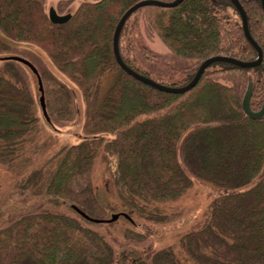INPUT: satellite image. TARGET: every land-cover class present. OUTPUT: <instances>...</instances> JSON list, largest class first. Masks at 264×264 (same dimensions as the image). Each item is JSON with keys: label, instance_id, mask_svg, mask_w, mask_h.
<instances>
[{"label": "trees", "instance_id": "16d2710c", "mask_svg": "<svg viewBox=\"0 0 264 264\" xmlns=\"http://www.w3.org/2000/svg\"><path fill=\"white\" fill-rule=\"evenodd\" d=\"M136 1H84L67 22L53 24L42 0H0L3 56L17 54L32 61L16 50H5L16 41L43 49L41 55L34 52L45 72L32 63L41 77L48 121L38 98L33 102L52 132L64 131L72 139L63 138L54 151L57 160L47 171L45 191L91 216H101L107 208L125 211L131 218H124L129 225L124 242L114 248L105 235L81 225L76 217L28 207L0 227V264H181L171 248H154L144 256L147 246L140 251L136 245L144 237L138 224L163 221L166 204L184 194L194 179L212 186L215 195L200 222L181 236L192 263L264 264V115L249 118L240 106L248 71L254 73L252 107L264 87L260 1L240 0L248 30L262 50L260 63L246 68L212 62L196 84L181 93L146 84L115 62L114 26ZM219 1L229 5L226 16L212 13L217 3L211 0L137 7L119 33L122 60L158 82L183 85L210 55L254 58L256 51L243 33L238 11L228 0ZM148 37H158L169 50H150ZM0 59L2 67L19 65L27 78L17 77L12 67L0 68V148L11 153L34 121L28 97L32 89L39 96V90L27 66ZM106 73L112 78L101 89ZM224 73L233 74L237 82L230 85L219 78ZM112 158L115 165L109 172ZM98 160L111 176L112 201H103L89 180L74 187L77 177L91 178Z\"/></svg>", "mask_w": 264, "mask_h": 264}, {"label": "rangeland", "instance_id": "374dc122", "mask_svg": "<svg viewBox=\"0 0 264 264\" xmlns=\"http://www.w3.org/2000/svg\"><path fill=\"white\" fill-rule=\"evenodd\" d=\"M42 1L44 9L49 1ZM83 2L84 0H55L54 4L56 5L58 12H62L66 8L76 5L75 3H79L80 6ZM228 10L230 12V8ZM233 17H236V15L234 14ZM146 40H149V37L146 38ZM151 40L147 41L148 46L150 45L156 49H165L160 44L159 41L161 40L158 39V37H153ZM16 42L9 45L5 50H16L24 56L30 57L31 60L36 63L38 68L45 72L43 69V60L35 54L36 52L41 55L40 52L43 49L36 44H28L22 41ZM0 51V53H2L4 50ZM156 51L166 52L167 50ZM3 55L4 53L0 54V58H2ZM3 67H12L14 68V72L16 71L17 77H20L22 80L27 79L24 78L22 69L19 65L8 64L6 66L5 64ZM3 67L0 66L1 69H4ZM249 72L254 76L253 71ZM249 72H247V74ZM219 76V78H222L230 85L237 82L235 80L236 77L233 76V74L224 73ZM28 77L31 78L30 80L32 84L35 82V85L36 81L34 80V76H31V72ZM111 78L112 73H106V75L102 76L103 80L101 89L106 88V86L110 84ZM245 78L246 77L243 78L242 91L245 84ZM263 95L264 87L258 105L253 108L259 107ZM37 98V91L34 92L32 89V93H30L28 100L29 109H32V115H34L35 118L30 124L29 132L26 134L21 145L16 146L17 149L13 146L14 149L10 150L11 153H8L6 148H0V227L3 224H6L7 220L13 217L14 214H19L28 207H35L39 210L56 211L67 216L76 217L81 225L105 235L107 237V242H110L112 247L116 248L117 244L119 245L121 242H124V230L129 226L126 224L127 222L124 221L125 217L120 216L122 218H119L116 222L109 223L108 225L92 221L87 222L80 216L79 218L77 212L74 211L73 208L71 209V203L69 201L56 199L45 191L47 171L50 167L55 165L57 160L54 151L58 144L63 141V138L67 139L69 137L64 134V131L55 134L47 125H45V123H43L41 114L35 104L36 102H33V100L35 101ZM28 116L30 117V114H28ZM71 132L72 134L76 132L74 127ZM69 140L72 139L69 138ZM114 165L115 161L112 158L110 159L111 167L109 172L113 171L112 169ZM105 166L106 165L103 164L102 160H98L94 165L91 178L86 175L77 177L74 187L79 189L87 180H89L92 182V185L96 187L98 193L102 196L103 201L105 198H109L110 201H112L110 196L111 190H108V188H111V176L110 174H107L108 170L105 169ZM214 195L215 193L212 186L203 181L194 179L184 194L166 204L167 208L165 209V213L167 215L163 221L156 223L149 221L139 223L138 227L142 229L144 237L136 242V245L139 247L140 251L144 249L145 245L147 246L146 248H148V250L144 256H149L154 248H171V250L178 256L181 264H193L187 255L188 253L182 248L181 236L200 222L204 210L209 203H211ZM112 212L116 211H110L106 208L101 211V216L97 217L107 218ZM20 264L35 263L25 260Z\"/></svg>", "mask_w": 264, "mask_h": 264}, {"label": "water", "instance_id": "95a60500", "mask_svg": "<svg viewBox=\"0 0 264 264\" xmlns=\"http://www.w3.org/2000/svg\"><path fill=\"white\" fill-rule=\"evenodd\" d=\"M49 2L46 4L44 7V13L46 18L54 24H60L67 22L72 15L75 13L77 7L79 6V3H75L76 5L72 7H68L62 12H58L56 5L54 4L55 0H48ZM57 1V0H56ZM181 0H171V1H163V0H138L134 4L130 5L118 18L114 29L112 33V52L113 56L115 59L116 64L127 74L130 76L146 83L149 84L159 90L166 91V92H184L191 87H193L196 82L198 81L199 77L205 70V68L211 64L212 62L215 61H225V62H230L233 63L237 66L240 67H246V68H252L256 65H258L262 59V50L260 45L254 40V38L251 36L248 27H247V17L244 8L242 7L241 3L239 0H230L231 3L234 5L236 10L238 11L240 20H241V26L243 33L245 37L248 39V41L251 43V45L254 47L256 51V56L250 60H242L235 58L233 56H229L226 54H214L206 57L201 61V63L198 65L195 73L193 76L190 78L189 81H187L183 85H167L161 82H158L151 77H148L146 75H143L139 73L138 71L134 70L130 66H128L121 58L119 54V49H118V38H119V33L120 30L123 26L124 21L126 20L127 16L137 7L144 6V5H159V6H173L176 5L180 2ZM261 7L264 12V0H259ZM162 46L164 44L159 41ZM3 58L6 59H14L17 60L24 65H26L36 76L37 79V84H38V90H39V96H38V101L40 105V109L42 111V115L45 118L46 121L49 120L46 107H45V101H44V90H43V85L41 81L40 74L35 67V65L27 58L22 57L20 55L16 54H10L7 56H4ZM249 72V71H248ZM254 88V76L249 72L246 76L245 84L243 87V91L240 97V106L241 110L244 113L245 116L249 118H261L264 115V95L261 100V103L258 108H253L250 104V98L253 92ZM71 208H73L78 214H80L83 218L92 221V222H97V223H105V222H112L116 220L119 216H123L127 219H131L128 213L125 211H117V212H112L111 215L107 218H102V217H96V216H91L88 213H86L84 210H82L80 207H78L75 204H70Z\"/></svg>", "mask_w": 264, "mask_h": 264}, {"label": "flooded vegetation", "instance_id": "af4514ba", "mask_svg": "<svg viewBox=\"0 0 264 264\" xmlns=\"http://www.w3.org/2000/svg\"><path fill=\"white\" fill-rule=\"evenodd\" d=\"M84 1H88L90 2L89 0H84ZM97 1V0H96ZM96 1H91V2H96ZM182 1V0H181ZM212 2H216L217 4H212L211 6V9H212V13H214L215 15H220V16H226L227 13L229 12L228 9H229V5L228 4H221L219 0H211ZM229 2H231L230 0H228ZM240 1V0H239ZM241 3V2H240ZM233 5V4H232ZM129 16V15H128ZM127 16V17H128ZM54 24V23H53ZM151 40V39H150ZM149 41V40H148ZM152 41V40H151ZM150 41V42H151ZM162 41V40H161ZM164 43V42H163ZM17 44V42H16ZM165 45V44H164ZM166 46V45H165ZM163 46L165 49H156L155 47L153 48L152 46H148V48L150 50H169L168 47L166 46ZM162 47V48H163ZM167 52V51H166ZM161 53H165V52H161Z\"/></svg>", "mask_w": 264, "mask_h": 264}]
</instances>
